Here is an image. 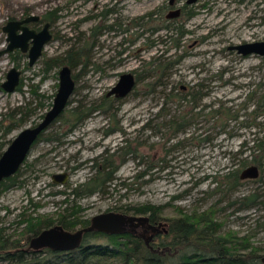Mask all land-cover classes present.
I'll return each instance as SVG.
<instances>
[{
    "label": "rangeland",
    "instance_id": "374dc122",
    "mask_svg": "<svg viewBox=\"0 0 264 264\" xmlns=\"http://www.w3.org/2000/svg\"><path fill=\"white\" fill-rule=\"evenodd\" d=\"M169 1L0 0V50L7 44L2 27L9 20L37 15L39 20L27 26L38 30L45 22L43 15L58 9L48 21L52 39L33 65H28L23 53L0 55V84L12 66L21 71L22 79L20 91L6 93L0 88V114L25 101L34 106L36 101L30 97L33 84H39V91L52 102L60 66L42 79L43 60L70 46L83 47L85 66L72 69L77 77L64 116L75 106L99 102L121 73L131 72L139 78L134 90L115 102L110 112L98 109L72 128L55 121L47 131L57 139H41L33 145L19 168L18 179L25 182L0 191V225L8 227L13 239L20 237L14 221L28 206V198L41 204L37 213L52 215L64 207L60 202L64 195L58 191L68 192L94 175L90 166L94 158L100 165L104 156L114 154L118 167L114 179L104 185L105 192L78 199L82 218L150 203L164 205L158 222L167 223L179 214L178 209L190 213L211 208L221 224L220 233L249 235L254 246L264 248V206L257 202L237 209L240 197L254 190L260 195L264 192V166L256 178L240 179L234 191L217 184L225 173L239 168L240 160L249 158L245 148L253 145L255 137L264 138V113L255 124L248 115L258 95L264 93V58L241 56L229 49L238 43L264 40V0H197L187 5L186 0H173L174 9L181 8L182 14L171 25L185 31L179 47H173L161 29L167 21L164 15ZM186 11L193 14L189 19ZM151 28L158 30L152 32ZM174 59L177 62L163 76H148L155 63ZM182 86L188 89L182 90ZM190 93H195V103L186 100ZM251 94L255 98L248 101ZM183 95L186 99H179ZM228 107L232 113L237 110L238 120L212 114ZM47 109L49 106L42 111ZM171 120L183 123L184 130H174L169 126ZM38 121L32 117L13 128L4 140L11 141L22 128ZM127 142L136 153L121 161L118 147ZM148 162L152 164L149 174L136 179ZM62 171L69 174L68 181L52 183L51 175ZM260 254L264 257V251ZM0 264L5 263L0 260Z\"/></svg>",
    "mask_w": 264,
    "mask_h": 264
},
{
    "label": "trees",
    "instance_id": "16d2710c",
    "mask_svg": "<svg viewBox=\"0 0 264 264\" xmlns=\"http://www.w3.org/2000/svg\"><path fill=\"white\" fill-rule=\"evenodd\" d=\"M57 11V8L48 11L43 15V19L52 21L53 15ZM186 15L191 17L193 14L186 11ZM161 29L165 31L164 37L172 41L173 47H179V38L183 36L185 31L166 21L163 22ZM157 30L158 28H153L152 32ZM19 55V52H16V56ZM16 56L10 54L13 59ZM82 58H85V55L83 56V47L75 46H70L60 55L45 58L43 60L44 71L42 79L46 77L52 68L61 67L62 65H68L71 69H75L79 65L83 68L85 59L83 61ZM176 62L177 59L167 62L159 61L154 64L153 73L148 76L153 78L161 77ZM72 76L74 79L77 77L76 74H72ZM138 80L139 78L136 76V82ZM21 86L22 79H20V84L16 90L20 91ZM30 97L36 101L34 106H31L30 101H25L23 104L0 114L2 118L0 120V156L10 143V140H4L6 134L34 116L40 120L45 113L42 110L47 106H51L52 102L48 101L49 95L39 91V84L31 86ZM254 98V95L251 94L248 97V101ZM179 99H186V97L183 95ZM195 99V93H190L189 98L186 100L195 103ZM119 100L118 98L103 95L99 102L93 103L88 107L79 105L73 107L67 111L68 115L66 116H64L66 112L63 111L55 121H60L62 125H69L72 128L76 123L84 120L98 109L110 112L111 109H114L113 104ZM241 108H244L243 105H241ZM230 111L231 108L228 107L224 110H215L212 114L223 117L225 120H238L240 115L237 110L233 113ZM263 113L264 93L258 95L254 109L248 115L255 124V119ZM3 120H6L7 124H3ZM252 122L250 121V123ZM169 126L173 127L174 130H184V124L179 121L171 120ZM221 126L224 127L223 124ZM45 133H47L46 136L43 135ZM45 133L41 134L37 141L41 139L49 141L57 139L56 134H53L52 131L48 132L46 130ZM242 146H245V144H242ZM245 149L250 152L249 158H243L239 162V168L225 173L223 180L217 182L218 186L222 185L227 190L234 191L240 185V169L242 167L255 165L258 169H262L264 166V138L255 137L253 145L247 146ZM118 150L121 161L124 160L125 155L136 153L128 142L118 147ZM113 155L104 156L100 165L97 159L94 158L90 165L94 170V175L87 181L76 184L68 192L58 191V194L64 195V198L60 201L64 204V207L52 215L37 213L36 210L41 204L35 203L31 198H28V206L23 207V210L17 214V218L14 221V231H17L20 237L13 239L12 233L8 232V227L0 225V260L5 264H264V257L260 254V251H264V248L254 246L250 242L249 235L238 236L235 233H220L221 224L213 217L214 212L211 211V208L201 212L194 210L190 213H184L178 209L179 214L168 219L167 233L157 235L155 241L150 242L154 250L149 249L145 245L144 239L140 236L143 230L141 232L138 228L119 234H106L97 231L84 232L81 245L71 251L24 248L31 237L52 225L58 224L69 231L89 225L90 219L80 216L82 207L77 201L79 198L93 195L96 191L105 192L104 185L114 179L113 172L118 167V165L114 164ZM141 162L142 158L139 164ZM27 165L30 166L31 164L28 163ZM150 169H152V164L148 162L146 167L136 175V179L148 175ZM19 176L21 174L18 169L14 175L2 180L0 182V191H6L16 185H22L25 179H18ZM122 184L125 183L123 182ZM70 196L72 199H70ZM259 198H262V200H259ZM237 201L239 203L237 209L250 208L256 205L257 202L264 206V192L260 195L258 191L254 190L240 197ZM29 207H32L31 212H28ZM163 208L164 205L146 203L132 207L126 206L124 209L121 207V210L119 209L118 211L124 214H128L131 211L133 214L148 215L150 222L153 223L158 222L159 218H161L160 212ZM21 240L24 243H21ZM161 250L163 251L162 253L160 252Z\"/></svg>",
    "mask_w": 264,
    "mask_h": 264
},
{
    "label": "water",
    "instance_id": "95a60500",
    "mask_svg": "<svg viewBox=\"0 0 264 264\" xmlns=\"http://www.w3.org/2000/svg\"><path fill=\"white\" fill-rule=\"evenodd\" d=\"M197 0H186L187 4H193ZM179 9H175L166 15L167 18L175 17L179 14ZM37 15H29L21 20H9L3 25L2 30L6 33V46L0 50V55L19 49L26 53L28 65L31 66L41 56L44 45L52 39L49 31V23H45L40 31L30 29L26 24L37 20ZM230 50L238 55L264 57V40L243 42L232 45ZM21 71L12 66L6 73L5 80L1 82L0 88L6 93L16 91L20 84ZM136 86V78L131 72L121 73L117 82L106 93V96L114 95L116 98H124L130 94ZM75 88V80L72 76V69L68 65H62L58 70V88L54 94L51 106L47 109L43 117L31 126L22 128L10 141L0 156V182L14 175L27 158L31 148L38 137L43 134L50 125L61 115ZM259 169L255 165H248L240 172V179H251L258 176ZM69 179L66 171L53 173L51 181L55 184H65ZM166 222L153 224L148 215L124 214L121 212L106 211L96 214L90 218V223L86 227L73 231L64 229L55 224L43 229L37 235L31 237L28 248L40 250L48 248L56 251H71L81 245L84 232H103L106 234H119L133 231L137 228L144 229L145 233L150 230L148 236L140 235L149 249L154 250L150 242L154 233H167ZM163 252L162 250L160 251ZM264 260V258H263Z\"/></svg>",
    "mask_w": 264,
    "mask_h": 264
},
{
    "label": "flooded vegetation",
    "instance_id": "af4514ba",
    "mask_svg": "<svg viewBox=\"0 0 264 264\" xmlns=\"http://www.w3.org/2000/svg\"><path fill=\"white\" fill-rule=\"evenodd\" d=\"M196 2H197V1H196ZM185 4L187 5L186 2H185ZM175 9H179V10H180V11H179V14H178L177 16H175V17L167 18L166 15L169 14L170 11L175 10ZM175 9H174V2H173V0H170V1H169V6H168V11H167L166 14L164 15V18L167 20L166 22L172 23L173 19L178 18V17L182 14V9H181V8H175ZM183 9H184V8H183ZM189 18H190V17H187L186 19H189ZM38 20H39V17H38L37 20L31 21V22H36V21H38ZM42 20L45 21L44 24H45V23H49L48 20H44L43 17H42ZM31 22H28V23H31ZM28 23L26 24V26L28 25ZM44 24H43V26H44ZM43 26H42V28H43ZM109 27L111 28V27H113V26L110 25ZM29 28H30V27H29ZM42 28H40V29H38V30H36V29H34V28H30V29H34V30H36V31H40ZM48 29H49V31H50V23H49V28H48ZM125 29H127V28H125ZM152 29H153V28H151V31H152ZM50 33H51V32H50ZM131 41L133 42L134 39L131 40ZM16 52H19V54L23 53V52H21L19 49H15V50H13L11 53H15V54H16ZM23 54L26 55V53H23ZM26 56H27V55H26ZM262 58H264V57H262ZM134 76H135V75H134ZM135 78H136V76H135ZM259 85H260V84H259ZM185 88L188 89L187 86H185V87L182 86V87H181L182 90H185ZM198 94H199V93H198ZM105 95H106V94H105ZM108 97H114V98H116L114 95H110V96H108ZM118 99H120V98H118ZM54 122H55V121H54ZM50 126H51V125H50ZM89 219H90V218H89ZM151 223H152V222H151ZM155 223L157 224L158 222H153V224H155ZM142 230H143L142 233H143L144 236H148V235L151 233L150 230H147L146 233H145L144 229H142ZM159 234H161V233H157V232H155V233H154V236H153V238H152V240H151V242H154L155 239H156V236L159 235Z\"/></svg>",
    "mask_w": 264,
    "mask_h": 264
}]
</instances>
